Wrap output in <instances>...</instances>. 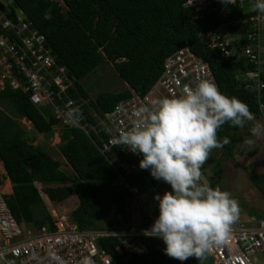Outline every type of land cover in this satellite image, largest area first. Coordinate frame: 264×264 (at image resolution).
I'll use <instances>...</instances> for the list:
<instances>
[{
    "label": "trees",
    "instance_id": "1",
    "mask_svg": "<svg viewBox=\"0 0 264 264\" xmlns=\"http://www.w3.org/2000/svg\"><path fill=\"white\" fill-rule=\"evenodd\" d=\"M187 1L11 0L9 7L27 15L46 37L60 63L79 81L103 63H113L128 88L97 94L93 106L101 113L112 110L118 101L130 96V88L141 94L149 91L162 74L165 59L190 46L212 68L221 93L238 98L248 105L253 116H261L256 92L236 79L238 71L251 70L253 64L244 56L238 61L222 57L219 50L207 49L197 36L206 24L219 27L223 22L231 23L233 18L236 22L226 29L243 33L250 23L241 20L256 12L247 5L242 8L238 5L231 7V17H223L224 8H221L205 11L206 17L200 20L195 17L198 12L185 5ZM46 11L51 19H45ZM79 87L89 97L81 83ZM260 99L264 104V89ZM24 118L44 137L53 136L51 123L31 104L28 96L8 84L0 90V163L4 164L13 186L7 202L16 221L26 228L50 224L52 219L38 185L47 188L53 200L58 199L57 187L68 185L66 192L58 189L59 200L77 194L79 206L73 217L81 229H121L129 194L113 186L115 172L87 135L80 129L64 131L59 145L62 158H55L44 145H35L28 137L26 127L18 121ZM241 130L225 123L218 131L220 140L227 137L230 142L217 148L221 153L217 166L222 167L234 155L241 141ZM252 181L264 195V173L254 174ZM47 204L57 215V207L49 198ZM142 242L146 253L131 255L127 262L119 254L118 239L101 238L99 246L112 256V264H213L207 253L202 261L194 257L183 262L172 259L165 254L166 245L160 238H142Z\"/></svg>",
    "mask_w": 264,
    "mask_h": 264
},
{
    "label": "built area",
    "instance_id": "2",
    "mask_svg": "<svg viewBox=\"0 0 264 264\" xmlns=\"http://www.w3.org/2000/svg\"><path fill=\"white\" fill-rule=\"evenodd\" d=\"M254 3L255 0H235L233 4H224L221 0H188L185 5L198 12L195 17L203 20L210 11L224 8L223 17H231V7L247 5L251 8ZM9 5L0 2V90L9 84L26 94L31 104L51 123L53 134L60 141L64 131L82 130L115 172L113 186L126 190L129 197L126 217L119 230L81 229L73 215L59 209L56 215L48 207L50 224L25 228L16 221L8 205L10 193L4 190L7 172L1 168L0 262L81 264L84 257H90L93 264H112V256L99 246L101 238L119 240L118 251L124 256V262L131 255L143 256L146 250L142 238H155L145 236L143 230H150L159 216V201L155 197L165 193L159 188L164 181L154 178L150 169L140 168L142 154L126 147H114L112 138L121 130L131 128L140 107L149 105L153 99L179 96L186 86H194L198 79L213 81L221 92L212 68L186 46L165 59L164 70L149 91L141 94L130 88V96L118 101L112 110L101 113L93 106L94 98L82 93L81 81L71 76L68 68L60 63L46 37L23 11L13 10ZM260 16L256 12L242 19L250 23V28L243 33L226 29L236 22L233 18L231 23L223 22L219 27L208 23L197 36L207 49L219 50L222 57L238 61L244 56L253 64L251 70L238 71L236 79L256 92L261 117H264V104L260 99L264 89V19ZM69 105L78 108L83 115L78 125L65 121ZM22 121L29 129L34 127L31 121L25 118ZM38 189L42 196L43 186L38 185ZM207 255L213 264H258L260 258L264 260V219L251 217L236 221L229 238Z\"/></svg>",
    "mask_w": 264,
    "mask_h": 264
},
{
    "label": "clouds",
    "instance_id": "3",
    "mask_svg": "<svg viewBox=\"0 0 264 264\" xmlns=\"http://www.w3.org/2000/svg\"><path fill=\"white\" fill-rule=\"evenodd\" d=\"M221 2L233 4L235 0ZM251 10L264 19V0H255ZM45 19H51L49 11ZM67 108L65 121L78 125L82 113L71 105ZM136 117L130 129L112 138L113 146L142 154L140 168L150 169L154 178L172 189L155 197L159 216L150 230H143L144 235L162 239L165 254L172 259L202 261L229 238L240 208L230 192L202 182L201 170L213 149L230 142L227 137L218 138L221 127L230 123L244 128L254 116L246 103L221 93L213 81L198 79L179 96L153 99L137 110ZM250 132L253 137L264 136V124L254 123ZM244 143L251 147L255 140L245 139ZM81 264L93 261L84 257Z\"/></svg>",
    "mask_w": 264,
    "mask_h": 264
},
{
    "label": "rangeland",
    "instance_id": "4",
    "mask_svg": "<svg viewBox=\"0 0 264 264\" xmlns=\"http://www.w3.org/2000/svg\"><path fill=\"white\" fill-rule=\"evenodd\" d=\"M0 2L7 6L11 3V0H0ZM83 87L88 92V94L95 98L100 92H120L128 88L126 83L119 77L114 69L113 63L105 62L96 71L90 73L86 78L81 81ZM27 129V135L30 139H33L35 145L42 144L48 151L52 153L55 158H62L59 152V141L58 136L54 135L52 138L44 137L43 134L39 133L32 126L31 129L22 121L18 120ZM264 124V117L254 118V123ZM249 122L246 130H241V141L237 145L234 151V155L227 159L222 167L217 166V162L220 159L219 150L213 149L210 157L202 168V182H207L212 188L219 187L222 191H228L231 193L232 198H234L239 205L240 213L236 221L244 220L246 216L256 215L260 218H264V197L258 192V187L252 181V176L254 174L264 173V136L257 138L253 137L250 128L254 124ZM251 125V126H250ZM245 139L255 140L253 146H249L244 143ZM66 165V162L63 161ZM71 169V168H69ZM7 185V184H6ZM257 188L258 192L255 196L253 193H249L251 187ZM64 192L68 191L69 186L60 187ZM57 187L55 196L58 199L53 200L49 197L47 193V188L42 192L44 203L51 209L52 213H56L53 208H50L47 204V198H49L57 209L64 213H69L74 215V211L79 204L77 195L71 194L68 198L59 200L61 192H58ZM163 192H171L170 184L164 182L163 185L159 186ZM13 186H11V190ZM12 192L10 193V195ZM151 210H154L151 204H149ZM26 228V227H25ZM0 264H3L0 262ZM258 264H264V260L260 258Z\"/></svg>",
    "mask_w": 264,
    "mask_h": 264
},
{
    "label": "crops",
    "instance_id": "5",
    "mask_svg": "<svg viewBox=\"0 0 264 264\" xmlns=\"http://www.w3.org/2000/svg\"><path fill=\"white\" fill-rule=\"evenodd\" d=\"M126 85H127V84H126ZM127 86H128V85H127ZM259 117H261V116H259ZM259 117H258V118H259ZM254 118H256V117L254 116ZM251 122L254 123V121H251ZM248 124H249V122H248ZM250 126H251V125H250ZM247 127H248V125L246 124V126H245L243 129L246 130ZM0 165H1V166H0V170H2V169L5 170V169H4V165H3V163H1ZM1 168H2V169H1ZM3 170H2V171H3ZM7 181H9V183L11 184V181H10L9 178L7 179ZM11 186H12V184H11ZM251 190H252V191H250L249 193H253V194L256 196V195H257L256 193L258 192L257 188H254V187L252 186V187H251ZM259 191H260V190H259ZM12 193H13V189H12ZM258 193H260L261 195H263L262 192H258ZM263 197H264V195H263ZM251 217H257V218H259V219H264V218H260V217H258V216H256V215H254V214H253V215L246 216L245 219H248V218H251Z\"/></svg>",
    "mask_w": 264,
    "mask_h": 264
},
{
    "label": "bare ground",
    "instance_id": "6",
    "mask_svg": "<svg viewBox=\"0 0 264 264\" xmlns=\"http://www.w3.org/2000/svg\"><path fill=\"white\" fill-rule=\"evenodd\" d=\"M6 184H5V188H4L5 192L11 193L12 192L11 184L9 183V181H6Z\"/></svg>",
    "mask_w": 264,
    "mask_h": 264
},
{
    "label": "water",
    "instance_id": "7",
    "mask_svg": "<svg viewBox=\"0 0 264 264\" xmlns=\"http://www.w3.org/2000/svg\"><path fill=\"white\" fill-rule=\"evenodd\" d=\"M59 139V141H60V138H58Z\"/></svg>",
    "mask_w": 264,
    "mask_h": 264
}]
</instances>
